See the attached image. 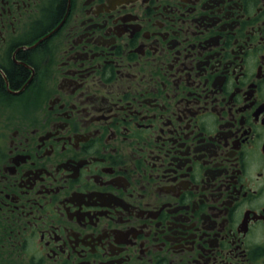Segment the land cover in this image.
I'll return each instance as SVG.
<instances>
[{"label": "flooded vegetation", "instance_id": "1", "mask_svg": "<svg viewBox=\"0 0 264 264\" xmlns=\"http://www.w3.org/2000/svg\"><path fill=\"white\" fill-rule=\"evenodd\" d=\"M0 264H264V0H0Z\"/></svg>", "mask_w": 264, "mask_h": 264}]
</instances>
